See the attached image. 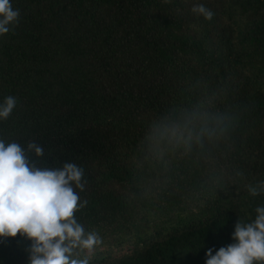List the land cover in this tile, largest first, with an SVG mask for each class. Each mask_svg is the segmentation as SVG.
<instances>
[{
  "label": "trees",
  "instance_id": "obj_1",
  "mask_svg": "<svg viewBox=\"0 0 264 264\" xmlns=\"http://www.w3.org/2000/svg\"><path fill=\"white\" fill-rule=\"evenodd\" d=\"M0 140L84 169L89 264H205L264 194V0H10ZM213 12L210 20L195 5ZM193 128L199 139L173 135ZM33 160L34 154L28 153ZM31 241L0 237V264Z\"/></svg>",
  "mask_w": 264,
  "mask_h": 264
},
{
  "label": "clouds",
  "instance_id": "obj_2",
  "mask_svg": "<svg viewBox=\"0 0 264 264\" xmlns=\"http://www.w3.org/2000/svg\"><path fill=\"white\" fill-rule=\"evenodd\" d=\"M191 10L208 20L213 16L202 4ZM19 16V9H13L10 0H0V35L13 30ZM16 105V97H5L0 103V120H7ZM172 134L199 139L202 132L176 128ZM43 156V147L35 141L25 147L0 140V237L19 234L30 240L25 249L28 264H89L90 256L80 258L81 253H91L102 241L98 233L86 232L75 218L87 204L86 200L79 202L76 191L85 189L84 169L70 161L56 166L42 164ZM247 191L253 197L264 194V181L249 184ZM254 211V219L237 220L233 243L215 254L212 248L206 251L205 264H264V206Z\"/></svg>",
  "mask_w": 264,
  "mask_h": 264
}]
</instances>
